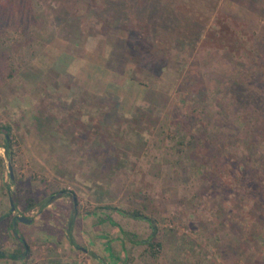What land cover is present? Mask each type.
I'll list each match as a JSON object with an SVG mask.
<instances>
[{
	"label": "rangeland",
	"instance_id": "374dc122",
	"mask_svg": "<svg viewBox=\"0 0 264 264\" xmlns=\"http://www.w3.org/2000/svg\"><path fill=\"white\" fill-rule=\"evenodd\" d=\"M0 123V264H264V0H0Z\"/></svg>",
	"mask_w": 264,
	"mask_h": 264
},
{
	"label": "trees",
	"instance_id": "16d2710c",
	"mask_svg": "<svg viewBox=\"0 0 264 264\" xmlns=\"http://www.w3.org/2000/svg\"><path fill=\"white\" fill-rule=\"evenodd\" d=\"M129 6H131V5L129 4ZM237 37H236V39L239 40L243 36L242 35H238ZM0 130H2V131L5 132L4 137L6 138V142L4 144V148H5V152H6L7 158L10 159L11 158V153H10L9 147H10L11 141L7 137L8 136V131H9V124L8 123H0ZM118 210H120L121 212H123L124 214H126V215H128L130 217L145 219V220H147L149 222L150 226H152V227L155 226L154 218L150 214L142 211L141 209H139L137 207L127 206V207H124V208H121V209H118ZM123 232L125 234H128L125 231H123ZM20 241L24 245V249H26L27 248V245L24 242V239L23 240L20 239ZM148 242L149 241H147L146 243H148ZM18 252L22 254L23 253V249L22 250H16L15 252L9 253V255L10 256H16L18 254ZM3 254L4 253L2 251H0V255H3Z\"/></svg>",
	"mask_w": 264,
	"mask_h": 264
},
{
	"label": "water",
	"instance_id": "95a60500",
	"mask_svg": "<svg viewBox=\"0 0 264 264\" xmlns=\"http://www.w3.org/2000/svg\"><path fill=\"white\" fill-rule=\"evenodd\" d=\"M7 167H8V174H9V177H12V173H11V167H10V164L9 162H7ZM72 199H73V203H74V196H72ZM8 201H9V207H10V210H14V204L12 203V200L10 198V196L8 195ZM13 217L15 219H18V220H21V221H24V222H27L30 220V217L28 216H25L23 214H20V213H14Z\"/></svg>",
	"mask_w": 264,
	"mask_h": 264
},
{
	"label": "flooded vegetation",
	"instance_id": "af4514ba",
	"mask_svg": "<svg viewBox=\"0 0 264 264\" xmlns=\"http://www.w3.org/2000/svg\"><path fill=\"white\" fill-rule=\"evenodd\" d=\"M13 215H14V214H13ZM13 215H12V218L14 219Z\"/></svg>",
	"mask_w": 264,
	"mask_h": 264
},
{
	"label": "crops",
	"instance_id": "0c3cea01",
	"mask_svg": "<svg viewBox=\"0 0 264 264\" xmlns=\"http://www.w3.org/2000/svg\"><path fill=\"white\" fill-rule=\"evenodd\" d=\"M1 195V194H0Z\"/></svg>",
	"mask_w": 264,
	"mask_h": 264
}]
</instances>
